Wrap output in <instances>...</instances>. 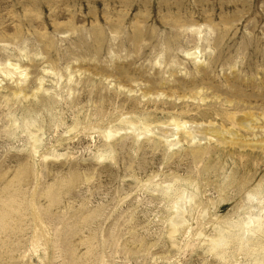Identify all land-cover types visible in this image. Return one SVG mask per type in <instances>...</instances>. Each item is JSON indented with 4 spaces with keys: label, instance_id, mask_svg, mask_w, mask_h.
Returning <instances> with one entry per match:
<instances>
[{
    "label": "rangeland",
    "instance_id": "374dc122",
    "mask_svg": "<svg viewBox=\"0 0 264 264\" xmlns=\"http://www.w3.org/2000/svg\"><path fill=\"white\" fill-rule=\"evenodd\" d=\"M195 47L196 62L184 53ZM5 60L19 70L0 72V217L15 201L0 220V264H247L208 243L216 221L239 213L237 181L264 176V0H0ZM227 102L258 121L232 128ZM175 115L249 146L180 136L168 147L122 123L164 127ZM27 117L43 129L33 155ZM108 129L118 133L105 139ZM186 181L206 207L171 233L160 189Z\"/></svg>",
    "mask_w": 264,
    "mask_h": 264
},
{
    "label": "bare ground",
    "instance_id": "6f19581e",
    "mask_svg": "<svg viewBox=\"0 0 264 264\" xmlns=\"http://www.w3.org/2000/svg\"><path fill=\"white\" fill-rule=\"evenodd\" d=\"M195 48L192 51H184V53L187 57L192 58L193 61L195 60L196 62L199 61L201 57H199V47ZM14 64L9 63V61L7 60L0 62L1 74L10 77L12 73L18 71L19 66ZM44 72L50 73L51 71L44 70ZM18 73L20 74L19 80L21 81L22 79L23 81V79L25 78V74H23L22 71H19ZM40 81L41 79H39V82ZM40 90H43L41 83H39V86H36V93H38ZM20 93L21 92H16L15 94H13V96L17 97ZM36 93L33 96H36ZM196 96H198L197 99H199V101H204L206 97L200 96L199 93H197ZM229 106L231 105L229 104ZM223 111L224 113L221 112L224 115V117L222 116L223 121L225 123L228 122L232 128L241 126V128L248 130L251 126L250 123L258 121L257 117H255L252 113L244 112L238 107V105L233 107L231 106L230 108H225V110ZM238 113H240L241 116H238ZM222 114H220V116ZM24 120L25 121L23 124V129L27 130V133L29 135V145L33 155L37 153V148L39 147L38 143H40L41 141L40 137L42 136L43 129L40 126H37L36 123L28 117ZM210 121L206 125L198 124L197 126H193V124L191 123V125H189L187 120H183L182 117L175 115L171 116L170 119H168L166 122H163L164 127H150L151 124L147 123L146 120L142 118L139 119V127H136V125L132 121L127 119L122 120V123H125L128 129L133 130L132 132L137 130V133L135 134L136 136H145L148 134L157 136L160 140L162 139L163 143H165L168 147H174L180 144V136H183L185 140H188L190 142L205 140L206 142L212 141L217 145L229 144L240 145V147L249 146H245L244 144L241 145L239 143H236V141L234 143V138L237 139L239 137L237 132H233L229 129H224L225 127H217ZM117 133V129H108L103 130L101 134L103 135V137H105V139H109ZM225 134H229L232 137L230 141L227 139V141L229 142L225 141ZM108 154L110 153H103V155H105L106 157L108 156ZM100 157L102 158V155ZM230 177L231 179L228 183H226V185L222 184L218 188L220 192L219 203L228 201L232 198L231 196L226 199V197L221 196V193L224 192V189L232 185V183L238 179H232V176ZM250 181L251 178L249 177H241L237 181L235 185L236 193H242L244 196L242 197L243 200L241 205L239 206V213L236 214V216H233V218H227L223 221H216L214 223L216 227V237L210 239L208 246L210 251H212L216 256L222 258L223 260L229 259L231 257L232 254L229 253V249H231L232 252H237L245 256L247 258V264H264V176L256 185L251 188L249 186ZM160 192L165 197L170 198V206L174 210V213L176 212V214L174 215L175 217H173L172 219L169 218L170 220L169 222H167L169 224L171 223V233H174L177 230V227L185 223L184 218H179L180 215L183 216L185 213L187 214L194 212L202 213L205 210L206 206L202 204L199 199L200 189L192 181H186L183 186H175L173 183L164 184L160 189ZM177 200H181V202H176ZM14 202L15 201H13V199H9L5 203L3 209L1 210L2 212L0 220H4L8 211L14 209ZM210 204L212 205V203Z\"/></svg>",
    "mask_w": 264,
    "mask_h": 264
}]
</instances>
